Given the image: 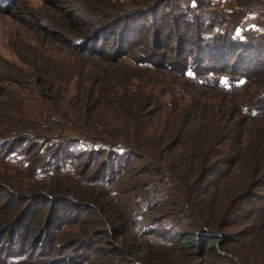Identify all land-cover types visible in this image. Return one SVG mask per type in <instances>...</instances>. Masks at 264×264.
<instances>
[{"label":"rangeland","instance_id":"1","mask_svg":"<svg viewBox=\"0 0 264 264\" xmlns=\"http://www.w3.org/2000/svg\"><path fill=\"white\" fill-rule=\"evenodd\" d=\"M11 1L9 3L10 1L0 0V136H4L0 138V264H109L113 259L123 264L121 257H114L113 254H121L127 248L129 252L141 250L150 244L144 240L147 237L159 244L158 249L148 251L151 257H158L161 254L173 255V261L180 260L181 264L187 262L194 264L195 258L200 255L198 250L193 252L185 250L178 242L171 244L170 251L164 250L166 248L161 239L166 232H170V227L173 228V234L178 231L179 233L192 231L186 224L179 226V219L176 217L172 219L167 214L156 212L150 217V222L145 223V226L149 224L154 228L152 234L146 233L144 238L138 235L127 239V236H123L121 232L104 233L102 230L105 228L97 225H100L104 218L86 212L81 213L74 207L77 202L81 204L88 202L86 196L101 189L99 185L89 184L87 180L100 171L105 158L93 160L94 163L87 170V163L90 162L85 157L77 161L80 167L76 173L71 174L60 172V169H56L55 173L50 172L60 165L51 163L48 166L47 162L39 171L38 167L33 166L34 160L41 159V157L38 159L40 155L37 156L36 152L29 153L27 159L31 158L33 163L27 167L14 158H11L12 161H6L10 158L8 150L13 145L12 140L9 139L12 138L11 132L18 122L37 123L45 129L57 128L58 126L53 123L55 118L60 121L61 117H57V114H62L60 111L62 109L67 111L70 114L69 119H73L76 123L74 113L82 111V113H92L100 126L110 123L122 129L121 118L127 109L125 104L120 102L119 108L117 105L112 107L111 102L106 104V101H103L102 94H106L111 80L118 81V84H123L132 78H135L134 84L140 81L148 82L152 71L149 73L147 71L159 67L161 59L166 60L165 67L169 68L164 72L169 75V79H166V75L164 80L173 84V89L192 93V85L196 80L191 77L186 78L180 72L181 66L191 69L197 64L203 68H212L214 65L211 66L209 61L201 59L199 47L190 44L194 39L191 37L194 29L192 26L186 27L188 26L186 20L190 19L193 12L187 11L189 2L198 3L203 7L193 14H196L198 19L204 14L206 16L204 18H208L207 23L208 20H214L209 17V12L221 11L225 22L221 23L219 19L218 26H222L217 28L216 33L218 31L224 33L229 29L230 35L233 34L239 40L244 36L264 37V0H157V3L150 7L151 9H142L143 11L136 10L133 0ZM112 3L122 5L131 13L129 22L134 23L138 34L126 42L124 48L118 50L119 42L115 45L109 40L108 61L104 60L105 58L82 56L80 49L87 43L83 37L91 35L80 37L79 32L91 29L89 47L103 45V40L96 42L93 36L99 23V17L94 14V10H100L102 13L105 11L106 14L108 6ZM100 4L103 7H99ZM154 10L157 12L153 16ZM154 29H157L161 36L171 34L173 37V43L160 58L154 55L159 53L156 48L150 46L160 39L157 36L154 38ZM211 44L214 43L211 41ZM228 47L229 45L224 46V48ZM250 47L252 50L247 48L246 53H243L247 57L250 55V62L247 65L241 66L237 62L241 51L235 49L227 56L226 66H219V72L222 74L217 77L237 79L238 75H245L247 69L261 71L264 64V58L260 59L264 57V38L257 42L250 41ZM127 51L128 55L125 54ZM257 53L258 57H256ZM249 75L253 81L259 80V83H264V76L261 73ZM212 77L215 78L216 75ZM214 86L216 87H213L214 89H218L216 84ZM90 90L93 91V100L88 108H81V101L85 97L84 91ZM212 93L210 96L212 99L224 98L217 96L216 92ZM188 98L190 100L191 97ZM226 99L228 100V97ZM154 116L151 118L149 115L146 119L149 122L145 126L150 134L152 130L156 135L170 136L177 129L173 117H168L169 113L158 112ZM108 128L112 129V126ZM79 135L69 136L74 142L73 149H80L76 143L81 139L84 140ZM52 137H55L54 134H49L47 139ZM57 140L55 139L53 144ZM47 143L53 150L52 144ZM25 148L26 145L22 144L18 150ZM37 166H40V163H37ZM111 166L118 170L117 161H113ZM84 171L87 174L83 177ZM139 172V170L134 173L124 172L120 175L121 183H115L114 188L108 189V193L115 198V201L126 195L133 196L137 188L138 193L140 189L149 188L144 187L147 181ZM213 181L219 183L213 191L215 195L210 198L215 208L214 205L224 199L228 191H236L234 188L240 183V177L231 175L220 181L216 179ZM66 188L74 191L78 196L67 195L63 190ZM124 190H129V194L120 193ZM253 194L264 199V188L253 190ZM51 195L65 199L61 200L62 203H58L54 213L52 204L48 202ZM90 203L92 204L91 200ZM263 205L253 198L250 204L242 206L243 213L248 217L239 220L237 226L225 231L234 240L237 235L241 238L242 235L252 233L247 238L244 253L251 257L254 264H264ZM255 208L260 210L256 211L258 216L252 219L249 212ZM27 209L32 211L30 214L35 215V225H30L29 220L28 222L20 220L24 227L19 229L12 227L7 233L2 231L6 223L15 221L19 216L22 217ZM87 222L95 224L93 226ZM25 232L27 236H23ZM236 249V246H228L226 252L222 249L220 251L223 259L213 255L202 259L201 263L239 264L233 256ZM142 256L145 257L143 253Z\"/></svg>","mask_w":264,"mask_h":264},{"label":"trees","instance_id":"2","mask_svg":"<svg viewBox=\"0 0 264 264\" xmlns=\"http://www.w3.org/2000/svg\"><path fill=\"white\" fill-rule=\"evenodd\" d=\"M156 1L133 0L132 2L139 11L151 9L150 7L157 3ZM190 2L187 6L188 12L195 13L196 10L203 9L200 4ZM99 7L103 6L100 4ZM155 12L157 11H152L153 16ZM193 12L190 19L186 20L188 25L186 27L192 26L194 29V34L191 36L194 39L192 38L193 41L190 44L199 47L201 59H206L211 66H214L203 68L197 62V65L191 69L181 66L180 72L186 78L191 77L196 80L192 85V93L173 89V84L164 80L166 75V79H169V75L164 74L169 68L165 67L166 60L161 59L159 67L147 71L148 73L152 71L148 82L140 81L134 84L135 78H132L123 84H118L116 80H111L110 84L107 83L110 87L105 95L102 94L104 100L102 98L101 100L106 101V104L111 102L112 107L117 105L118 108V104L123 102L127 108L121 118L122 129L110 123L100 126L92 113L87 114L82 111L74 113L76 123L73 119L70 120V114L62 109L60 110L62 114H57V117H61L60 121L56 118L54 120L53 124L58 126L55 129H45L32 122H18L11 132L12 138L9 140H12L13 145L8 150L10 158L6 161H12L11 158H14L15 161L19 160L22 162L20 164L27 167L33 163L31 158L27 159L29 153L36 152L37 156L40 155L38 159L41 157L39 159L41 162L34 160L33 166L38 167L37 170L40 171L47 162L48 166L51 163L60 165L51 169L50 172L60 169V172L71 174L76 173L80 167L77 161L85 157L90 162L87 163V170L95 160L105 158L100 171L87 180L89 184L99 185L101 189L86 196L89 203L77 202L74 206L81 213L86 212L104 218L100 225L97 224L105 228L102 230L104 233L115 231L121 232L123 236H127V239L132 236L138 237V235L144 238L146 233L154 232V228L149 224L145 226V223L150 222L152 214L158 212L167 214L172 219L176 217L179 219V226L186 224L192 230L186 233L178 231L173 234V228L170 227V232H166L161 239L166 248L164 250L170 251L171 244L178 242L185 250L200 251L194 264H202V259L213 255L223 259L221 249L226 252V247L236 246L237 251L233 252V256L237 263L254 264L251 257L244 253L247 238L252 233L242 235L241 238L237 235L234 240L225 231L237 226L239 220L248 217L243 213L242 206L250 204L253 198L264 204L262 197L253 194V190L264 188V83H259V80L253 81L249 75L261 73L264 76V64L261 71L247 69L248 72L245 75H238L237 79L217 76L222 74L219 72V66H226L227 56L235 49L241 51L237 62L241 66L247 65L250 62V55L247 57L243 53H246L247 48L252 50L250 41H261L264 37L244 36L238 40L233 34L230 35L229 29L224 33L221 31L216 33L217 28L222 26H218L219 19L221 23L225 22L221 11L209 12V17L214 20H208V23L206 22L208 18H204L206 16L202 12L201 19H198ZM94 14L99 17V23L93 36L96 42L103 40L104 44L99 47L96 45L89 47L92 37L91 29L79 32L80 37L91 35L83 37L87 43L81 47L80 54L105 58L104 60L108 61L109 40H112L115 45L119 42L117 50L124 48L126 42L135 38L138 30L134 23L129 22L131 13L127 12L122 5L112 3L108 6L106 14L105 11L102 13L100 10H94ZM153 33L154 38L157 36L160 39L156 40L155 46L152 43L150 46L156 48L159 53L154 55L160 58L173 43V37L171 34L161 36L157 29H154ZM211 41L214 44H211ZM182 42L186 43L183 40ZM225 45L229 47L224 48ZM88 49L90 51H87ZM125 54L128 55V51ZM256 55L258 57V53ZM262 58L264 57H260ZM134 63L137 65V62L134 61ZM213 75L216 77H212ZM214 84L218 89H214L216 88ZM212 92L224 98L212 99L210 97ZM84 96L80 106L85 109L93 100V91H84ZM188 96L191 97L190 100ZM158 112L169 113L168 117H173V123L177 125V129L170 136L156 135L152 130L150 134L149 129L146 128L145 125L149 122L146 119L149 115L154 118V114ZM109 126H112V129H109ZM49 134H54L55 137L47 139ZM70 134H80L79 136L84 139L76 143L80 149H73L74 142L69 138ZM3 137L0 136V138ZM55 139L58 140L53 144ZM47 142L52 144L53 150ZM22 144H25L26 148L18 150ZM113 161H117L118 170L111 166ZM37 163H40V166H37ZM138 170L147 181L144 187L149 188L140 189L139 193L137 188L133 196L126 195L129 194V190L120 191L126 196L115 201V198L108 193V189L114 188L115 183H121L120 175L124 172L134 173ZM82 174L84 177L87 173L84 171ZM231 175L240 177V183L234 188L236 191H228L225 198L217 202L213 208L210 198L215 195L213 191L219 184L213 180L220 181ZM63 190L67 192V195L78 196L67 188ZM63 199L61 196L49 197L48 202L52 204L53 213ZM259 210L260 208H255L249 212L252 219L258 216L256 211ZM31 212L27 209L21 215L22 217L19 216L15 221L6 223L2 231L7 233L12 227L14 229L24 227L20 220H29L30 225H35L36 217L30 214ZM87 223L93 226L95 224ZM142 229L144 232L141 231ZM167 235L170 237H165ZM23 236H27L26 232ZM144 240L150 244L143 249L129 252L127 248L121 254L114 253L113 256L121 257L123 264H181L180 260L173 261V255L161 254L158 257H151L148 251L158 249L159 244L149 237ZM119 263L120 261L113 259L109 264Z\"/></svg>","mask_w":264,"mask_h":264}]
</instances>
